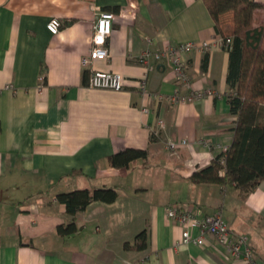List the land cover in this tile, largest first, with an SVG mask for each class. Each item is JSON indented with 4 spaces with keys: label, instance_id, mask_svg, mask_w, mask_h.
I'll list each match as a JSON object with an SVG mask.
<instances>
[{
    "label": "crops",
    "instance_id": "crops-1",
    "mask_svg": "<svg viewBox=\"0 0 264 264\" xmlns=\"http://www.w3.org/2000/svg\"><path fill=\"white\" fill-rule=\"evenodd\" d=\"M96 7L116 14L111 55L87 67ZM53 17L64 24L57 34L47 28ZM215 36L205 0H0V264H243L211 234L204 244L178 245L185 226L169 218L174 205L205 215L222 208L264 262V181L241 196L233 186L190 180L234 139L229 51L188 52V84L169 62L147 70L138 61L145 49ZM93 68L120 72L124 88L90 87ZM178 87L213 94L173 102ZM181 140L187 144L169 149ZM130 148L148 155L128 167L111 163ZM95 187H113L118 197L92 202L77 215V231L61 235L71 216L57 195ZM143 230L147 247H126Z\"/></svg>",
    "mask_w": 264,
    "mask_h": 264
},
{
    "label": "trees",
    "instance_id": "trees-1",
    "mask_svg": "<svg viewBox=\"0 0 264 264\" xmlns=\"http://www.w3.org/2000/svg\"><path fill=\"white\" fill-rule=\"evenodd\" d=\"M205 2L215 21L217 34L232 40L227 48L228 100L237 121L231 146L210 165L193 172L190 180L197 184L233 186L241 196H246L264 181V20L258 24L253 22L257 9L264 8V3L256 0ZM229 11L234 12L235 23L224 22L223 16ZM147 155V150L130 148L111 155L110 161L116 167H128L133 160ZM117 197L118 191L113 187L79 188L59 193L57 199L71 216L67 224L58 226L59 233L73 235L77 231L76 220L80 212L92 202L111 203ZM126 247L145 249L147 231H141L134 244L126 243Z\"/></svg>",
    "mask_w": 264,
    "mask_h": 264
},
{
    "label": "built area",
    "instance_id": "built-area-1",
    "mask_svg": "<svg viewBox=\"0 0 264 264\" xmlns=\"http://www.w3.org/2000/svg\"><path fill=\"white\" fill-rule=\"evenodd\" d=\"M96 15L94 31L91 38V47L88 55L82 58V63L87 67L91 66L94 60L106 59L111 55L108 38L112 35L113 22L116 14L112 11L96 7ZM62 24L63 22L60 18L53 17L47 23V28L52 34H57L61 30ZM231 42V38L225 39L221 35H218L209 40L183 41L176 45L167 44L157 51L145 49L139 55L138 61L144 64L147 70H152L155 67L153 61L169 62L174 66L177 82H179V84H188L189 78L187 73V60L185 57L188 52L192 50L207 51L216 47L227 49ZM146 82L147 76L141 77L140 88L143 94L150 95L146 87ZM89 86L94 88L122 90L124 88V76L120 72H108L93 68L91 69ZM209 94H213V92L211 90H193L184 94L178 87L168 99L173 102H193ZM157 97L161 98L162 95H157ZM144 110H147V108H144ZM186 144V140H181L179 142L170 141L168 147L170 150L176 151L180 146ZM227 149L228 147L225 148L223 152ZM167 214L169 218L185 226L181 238L177 242L178 245L189 243L201 245L205 242L206 234H211L219 243L226 247L233 258L241 260L243 264H264L251 246L249 236L237 232L225 222L222 208L217 209L212 215H205L202 212L193 210L191 207L181 208L178 205H174L167 208ZM194 228L198 229V234H194Z\"/></svg>",
    "mask_w": 264,
    "mask_h": 264
},
{
    "label": "rangeland",
    "instance_id": "rangeland-1",
    "mask_svg": "<svg viewBox=\"0 0 264 264\" xmlns=\"http://www.w3.org/2000/svg\"><path fill=\"white\" fill-rule=\"evenodd\" d=\"M234 19L235 18H234V12L233 11H229L223 16L224 22H227V23H235ZM262 20H264V16L259 15L258 12L253 17L254 24H258ZM260 218H261V220H259L257 222V225H258L257 229H259L260 233L262 234V232L264 231V217L263 218L260 217Z\"/></svg>",
    "mask_w": 264,
    "mask_h": 264
}]
</instances>
